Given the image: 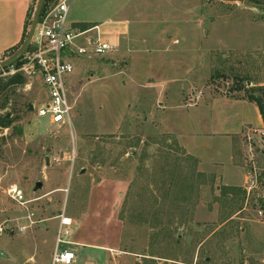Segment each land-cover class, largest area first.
Wrapping results in <instances>:
<instances>
[{
    "label": "rangeland",
    "instance_id": "1",
    "mask_svg": "<svg viewBox=\"0 0 264 264\" xmlns=\"http://www.w3.org/2000/svg\"><path fill=\"white\" fill-rule=\"evenodd\" d=\"M124 9L148 22L147 47L133 41L130 52L70 58L74 145L69 128L26 108L41 103L38 80L23 77V86L0 96V116L10 120L0 127V264H50L57 216L80 217L87 192L101 180L125 186L120 253L92 262L90 252L79 251L75 264H264L263 127L233 140L240 171L231 182L226 169L187 154L163 125L175 116L193 127L203 98L246 100L248 88L264 86V0H132ZM10 77L0 73L1 82ZM235 109L223 110L226 127H238ZM214 112L209 133L220 127ZM185 138L201 158L223 141ZM249 156L257 180L247 195ZM12 187L31 201L26 207L8 196Z\"/></svg>",
    "mask_w": 264,
    "mask_h": 264
},
{
    "label": "crops",
    "instance_id": "2",
    "mask_svg": "<svg viewBox=\"0 0 264 264\" xmlns=\"http://www.w3.org/2000/svg\"><path fill=\"white\" fill-rule=\"evenodd\" d=\"M34 1L0 0V59L7 51L19 47L21 44L27 22V14ZM131 1L73 0L68 10L67 27L84 33L85 37H99L103 41L114 45L116 51L108 53L105 56L123 51L130 52L132 49H137L131 45L133 41H136L139 49L147 47V34L145 31L147 29L146 26L149 25L148 22L137 19L138 17L135 19L129 13V10H123ZM146 9L148 11V8ZM149 13L145 12V18L149 16ZM149 35L152 38L161 37L162 33L158 32L156 35L155 33ZM102 57H90L87 59ZM75 71L71 82H74V77L76 76ZM233 107L238 112L237 123L239 125L237 128L226 127L228 122L224 120L227 116L225 111ZM179 109L181 110L183 108L180 107ZM195 109L197 113L193 119L195 121V124L192 123L193 127L185 128L183 125L184 122L182 123V118L179 117L175 120V116L164 118L163 125L170 131H176L175 133L178 138L182 139V144L187 154L202 161L215 164V167L219 165L220 167L218 168L226 169L223 172L226 173L225 175L229 180L236 182L235 178L238 177L236 175H238L240 170L233 163V154L236 147L233 140L242 134V132L249 131L253 128L262 129L263 125L256 105L243 99L236 100L226 97L203 98V103ZM183 111L185 112V109ZM213 112L215 113L214 118L220 124V127L215 129L214 133H209L210 129L208 125L211 122V114ZM247 114L252 117V122L256 127H251V121ZM192 134L197 136L203 135L205 138L217 136L223 141L217 147L213 148V155L211 153L208 156L209 158L203 157V159L198 154L193 155V151H191L193 150L192 145L189 147L186 146L189 139L186 140L185 144L183 143L186 139L185 136L189 138ZM203 145L205 146V144ZM206 149L210 151L211 147H206ZM244 183L245 179H243ZM124 189L125 186L123 183L112 180H101L90 187L87 192L83 213L80 217L71 219L73 224L70 236L72 239L69 241V246L74 251H69L74 253L75 261H77L79 255L82 257L78 253L79 251L87 250L90 252L91 254L88 258L92 262H94L93 260L96 257H100L101 253L108 254L107 257L109 255L112 257L114 254L120 253L122 223L118 218V211L121 206ZM105 264H109L107 259L105 260Z\"/></svg>",
    "mask_w": 264,
    "mask_h": 264
},
{
    "label": "built area",
    "instance_id": "3",
    "mask_svg": "<svg viewBox=\"0 0 264 264\" xmlns=\"http://www.w3.org/2000/svg\"><path fill=\"white\" fill-rule=\"evenodd\" d=\"M72 2L73 0H56L55 4L40 16L30 46L20 59V65L17 68L10 67L7 71L2 70L1 74H20L27 80H38L42 85L43 97L40 105L33 107L35 116L47 119L52 126L69 128L74 145L75 136L71 129L73 105L70 102L74 66L69 62L70 58L102 57L115 52L116 47L99 37H85L84 33L67 27L68 10ZM248 152H251L250 148ZM248 163L250 168L245 174L243 188L247 195L254 189L257 180L251 156ZM7 194L20 206L26 207L31 202L27 201L16 187L10 188ZM262 215L263 212L259 209L258 216ZM72 224L71 218L63 212L57 216L55 247L50 264H74V253L59 249L60 245L70 244L64 237L71 235ZM24 230L25 228L18 229L20 233Z\"/></svg>",
    "mask_w": 264,
    "mask_h": 264
},
{
    "label": "trees",
    "instance_id": "4",
    "mask_svg": "<svg viewBox=\"0 0 264 264\" xmlns=\"http://www.w3.org/2000/svg\"><path fill=\"white\" fill-rule=\"evenodd\" d=\"M36 1H34L32 7L29 10V13L27 14V22L25 25V30L22 36V40H21V44L24 41L26 34H27V28L30 25V20L32 17V13L36 4ZM235 1V0H234ZM236 1H243V0H236ZM53 2L52 0H45L43 9L41 11V15L43 16L44 13L47 11V9L50 7V5H52ZM51 8V7H50ZM20 44V45H21ZM19 45V46H20ZM18 47L12 48L11 50L7 51L2 58L0 59V61H2L3 59L7 58L8 56H10ZM21 59V58H20ZM20 59L18 61H16L14 64H12L11 67L13 68H17L20 65ZM10 68V67H9ZM9 68L4 69L3 71H7ZM1 73V71H0ZM25 84V80L24 78L20 75V74H15L14 76H11L10 78L6 79L4 82H1L0 80V96L4 95L6 93V91L10 88H14L17 86H23ZM237 91H241V89H237ZM246 100L250 103H254L258 109L261 121H262V125H263V130H264V86H260V87H252V88H248L246 91ZM28 106H26V108L28 109ZM10 120L7 119V117L4 116H0V127L1 128H6L9 124ZM236 150V148H235ZM242 195L243 192H241ZM235 211L233 210L232 213H234Z\"/></svg>",
    "mask_w": 264,
    "mask_h": 264
},
{
    "label": "water",
    "instance_id": "5",
    "mask_svg": "<svg viewBox=\"0 0 264 264\" xmlns=\"http://www.w3.org/2000/svg\"><path fill=\"white\" fill-rule=\"evenodd\" d=\"M45 0H37L33 13H32V17L30 20V25L26 34V37L24 39V41L22 42V44L7 58H5L4 60L0 61V71L7 69L9 67L12 66V64H14L16 61H18L24 54L25 52L28 50L33 34H34V30L36 28V25L39 21L40 15H41V11L43 9ZM28 111L32 112L33 111V106L29 105L28 106ZM84 171L82 170L81 173H83ZM41 188V184L37 183L35 185V189H40ZM1 252H0V256H1Z\"/></svg>",
    "mask_w": 264,
    "mask_h": 264
}]
</instances>
